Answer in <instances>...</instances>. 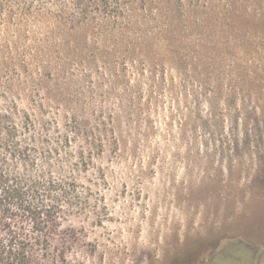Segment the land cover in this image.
<instances>
[{
    "label": "rangeland",
    "instance_id": "rangeland-1",
    "mask_svg": "<svg viewBox=\"0 0 264 264\" xmlns=\"http://www.w3.org/2000/svg\"><path fill=\"white\" fill-rule=\"evenodd\" d=\"M118 3L128 83L99 90L118 148L64 222L69 264H264V0Z\"/></svg>",
    "mask_w": 264,
    "mask_h": 264
},
{
    "label": "trees",
    "instance_id": "trees-1",
    "mask_svg": "<svg viewBox=\"0 0 264 264\" xmlns=\"http://www.w3.org/2000/svg\"><path fill=\"white\" fill-rule=\"evenodd\" d=\"M118 2L0 0V264H69L78 230L64 222L87 210L109 135L118 148L99 92L128 83ZM91 43L100 55L75 60Z\"/></svg>",
    "mask_w": 264,
    "mask_h": 264
}]
</instances>
